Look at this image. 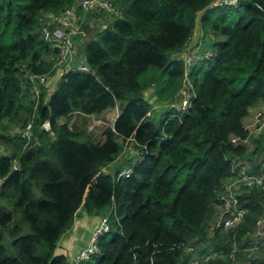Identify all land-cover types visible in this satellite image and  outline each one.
<instances>
[{
  "label": "trees",
  "instance_id": "1",
  "mask_svg": "<svg viewBox=\"0 0 264 264\" xmlns=\"http://www.w3.org/2000/svg\"><path fill=\"white\" fill-rule=\"evenodd\" d=\"M75 1L0 0V147L7 151L0 154V264H68L55 250L78 211L95 217L113 206L98 253L79 264H177L183 255L178 245L205 239L217 192L233 176L234 163L259 174L264 162V133L247 145L230 142L247 136L243 120L264 105V0L214 8V0H109L113 21L84 42L91 73L67 74L33 111L20 70H50L54 52L40 36L41 22ZM197 25L217 37L214 57L192 71L190 110L170 119L165 108L156 120L144 92L153 87L166 106L175 98L183 48ZM151 68L166 77L158 91L155 78L140 79ZM115 107L117 118L100 145L85 130L61 123L74 113L100 117ZM29 121L28 145L9 136L12 126L23 129ZM46 121L50 132L40 129ZM127 141L142 159L127 161V176L119 178V166L104 173ZM239 202L246 210L243 223L230 234H215L214 250L226 254L247 244L264 207V187L243 191ZM235 261L264 264V250L250 259L239 252Z\"/></svg>",
  "mask_w": 264,
  "mask_h": 264
},
{
  "label": "built area",
  "instance_id": "2",
  "mask_svg": "<svg viewBox=\"0 0 264 264\" xmlns=\"http://www.w3.org/2000/svg\"><path fill=\"white\" fill-rule=\"evenodd\" d=\"M238 4V0H214L213 2L214 7L236 6ZM88 14H96L107 18L109 23H111L113 21L112 16L116 15V10L109 0H76L70 8L61 14H48L41 22L40 36L54 52L53 64L50 70L44 74L31 73L25 70L24 67L20 70L23 78L29 84V90L34 102L33 111L40 104L41 95L44 94L43 91L52 95L57 83L67 74L71 72L91 73L86 57L78 47V43L85 40L89 35L88 30L90 29L86 22ZM109 23L101 25L99 30L107 28ZM217 41V37L212 32L205 34V32L203 33L199 30L196 36L192 35L185 44L182 56L181 86L173 104L168 103V106L165 107L171 112L170 119L180 118L190 110L196 97L191 79L192 71L197 65L214 57L213 45ZM116 111H118V108ZM248 116L250 123L245 124L247 136L244 139L232 138L230 140L232 144L247 145L252 137H259L264 133V105L251 109ZM32 128L33 122L29 121L18 132L21 139L25 141V145L31 142L33 136ZM40 129L50 132L48 122H44ZM129 144L128 141L125 142L124 152ZM1 150L2 148H0V153ZM127 153L132 154L136 162L140 161L143 156L132 147L128 149ZM232 168L233 176L217 192L218 206L215 207L216 212L213 219L205 225V239H194L189 246L178 245L176 248L181 249L183 255L180 256L177 264H210L215 260H224L229 264H242L235 261L239 252L246 254L247 258L250 259L259 251L264 250V207L255 223V231L245 237L247 244L244 247L239 249L233 246L229 253L226 254L211 247V238L215 234H230L243 223L246 210L241 207L239 202V196L243 191L247 189H262L264 187V162L261 163V167L258 170L259 174H255L253 168H249L241 162H235ZM13 170H18L16 160L13 161ZM130 172L131 170L125 167L119 174V178L120 176L129 175ZM2 181L1 179L0 185ZM114 212V206L110 207L106 215L101 218L99 227L94 232L90 242L75 257L73 264H79L89 256L98 253V238L109 232L110 220Z\"/></svg>",
  "mask_w": 264,
  "mask_h": 264
},
{
  "label": "crops",
  "instance_id": "3",
  "mask_svg": "<svg viewBox=\"0 0 264 264\" xmlns=\"http://www.w3.org/2000/svg\"><path fill=\"white\" fill-rule=\"evenodd\" d=\"M210 8H214L213 3L211 4ZM214 14L215 13L211 14V16H213ZM86 22H87V26L90 29V30H88V32H89V36L88 37L93 36L95 31H100L99 29H100L101 25H105V24L109 23L107 18L101 17V16L96 15V14L95 15L94 14L93 15L88 14L87 17H86ZM199 30H200V32L202 31L204 33V31L202 30L201 26L197 25L196 28L194 29L193 36H196V34L199 32ZM85 40H83V41L78 43L79 50H81L82 52H83ZM180 57H181V55H177V56L173 57V59H178ZM52 64H53V61H52ZM43 93H44V99L45 100L50 97V94L47 93L46 91L45 92L43 91ZM144 97H145L146 100H148V102H152V103H155L157 105H160L159 103H156L157 98L155 96V89L153 87H149V88H147L145 90ZM155 104H154V106H155ZM154 106H152V108H151V116L154 114V112H152V110L154 109ZM116 109L117 108L115 107V108H113L112 110H109L108 112H106L104 115H102L100 117H89V116H86V115H83V114H80V113H74L73 115H70L67 119H62L61 123L66 121V122H69V126H73V125H76L75 124V120L76 119H78V120H83L84 119L87 122L90 121V119H91L93 121L94 125L91 123V125L88 126L87 133L91 132L93 130V127H97L99 129L100 125H99L98 122H101V123L103 122L106 125V126H104L106 128L107 127H112V125H113V123L116 120L117 115H118V111H116ZM111 111H113V112H111ZM70 117H72V119H70ZM243 123L244 124L250 123L249 116H247L243 120ZM104 130H105V128L102 130V132ZM0 148L3 149V147H0ZM122 155L126 156L128 158L127 160L134 159V157L130 153L129 154L127 153V155H125V153H122ZM108 167H110V166H108ZM125 167H127V166H125ZM98 217L99 216L89 217L86 214H84L81 210H79L78 213H77V216L74 219L73 226L71 227V229L69 231H67L65 233V235L62 236V238L60 239V241H59V243L57 245V249L58 248H62L63 246H65L66 249H68V250L73 248V250L81 251L83 248H85L86 245L90 242L94 232L97 230L96 227H95V224H96L95 222H96ZM92 218L94 220L90 221ZM83 223H89L87 231L88 232H93V233H92V236H91L90 240L83 241L82 242L83 246L79 247L78 244L81 243V239H82V236H83V232H82L83 231L82 230V224ZM76 227H77L78 231H77V234L73 237V235H74L73 234V230ZM90 235H91V233H89V236ZM57 249L55 250L56 254H58Z\"/></svg>",
  "mask_w": 264,
  "mask_h": 264
},
{
  "label": "rangeland",
  "instance_id": "4",
  "mask_svg": "<svg viewBox=\"0 0 264 264\" xmlns=\"http://www.w3.org/2000/svg\"><path fill=\"white\" fill-rule=\"evenodd\" d=\"M216 14H217V13H215V14L213 15L212 19H214V18L216 17ZM234 21H235V18L232 17V16H230V17H229V24H233ZM204 32H205V33H209V32H211L210 27L205 28V29H204ZM53 59H54V57H53ZM152 77L155 78L156 91H158V90L160 89V87H162V86L164 85V82L166 81V77H165V75H159V70H157V69H155V68H151V69L147 70L145 73H143V74L141 75L140 79L143 80V81H148V80H150ZM241 85H242V82L238 83V84L236 85V88H239ZM159 102H160V103H159L160 105L155 104L154 109L152 110V112H154V114L152 115V117L155 118L156 120H158V119L160 118V116L162 115V113H163V111H164V109H165V107H166V105L164 104V102L161 101L160 99H159ZM111 112H113V111H111ZM70 119H72V117H70ZM70 119H69V120H70ZM91 123L94 125V123H93V121H92L91 119H90V121H88V122H87L86 120H84V119H83V120H78V119H76V120H75V124H76V125L69 126V122H68V126H69L72 130H75V131H82V130H85V131L87 132V128H88L89 125H91ZM99 125H100L99 129H98L97 127H93V130H92L91 132H88V133H87L88 136L91 137V140H92L95 144H97V145H100V144L103 143V141H104V136H103V132H102V130H103L104 128H106V127H104V126H106V125H105L103 122H102V123L100 122ZM20 130H21V127H19V126H12V129H11V131H10L9 136H11V137H16V136L18 135V132H19ZM124 147H125V144L123 145V152H122V153H125V155H127L128 149H129L130 147L134 148L133 145L130 143L129 146H128L127 148H125V152H124ZM6 153H7L6 149L3 148V149L1 150V153H0V154H6ZM127 159H128V158H127L126 156H123V155L121 154V155L119 156V158H118L115 162H113L112 164H110V167H108L107 169L103 170L104 173H111V174H114V172H115V168H116L117 166H119L121 169H124V167L126 166V163H127L126 161H128ZM129 160H131V159H129ZM106 212H108V209H107ZM106 212H103L102 214L98 215L99 217L97 218V220H96V222H95V223H96V224H95L96 229H97V227H99L100 219H101L104 215H106ZM98 219H99V220H98ZM92 220H94V219L92 218L90 221H92ZM88 224H89V223H83V224H82V230H83L82 232H83V236H82V239H81V243L78 244L79 247L83 246V244H82L83 241H85V240H90V238H91V236H92V233H93V232H88V231H87V229H88ZM96 229H95V230H96ZM77 231H78V229H77V227H76V228L73 230V234H74L73 237L77 234ZM89 233H91L90 236H89ZM77 251H78V250H73V248L70 249V250H68V249H66L65 246H63L62 248H58V249H57L58 254L65 255L68 264H73V263H74V259H75V257H76V256L79 254V252H80V251H78V252H77ZM7 252H8V254H12V253H13L12 248H9Z\"/></svg>",
  "mask_w": 264,
  "mask_h": 264
},
{
  "label": "water",
  "instance_id": "5",
  "mask_svg": "<svg viewBox=\"0 0 264 264\" xmlns=\"http://www.w3.org/2000/svg\"><path fill=\"white\" fill-rule=\"evenodd\" d=\"M173 102H174V99H171L169 103L170 104H173ZM156 103H158L157 100H156ZM149 104H151L152 106H154L155 103L149 102Z\"/></svg>",
  "mask_w": 264,
  "mask_h": 264
}]
</instances>
